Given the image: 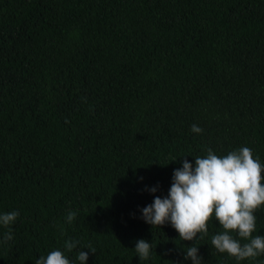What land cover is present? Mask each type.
<instances>
[{
    "label": "trees",
    "instance_id": "16d2710c",
    "mask_svg": "<svg viewBox=\"0 0 264 264\" xmlns=\"http://www.w3.org/2000/svg\"><path fill=\"white\" fill-rule=\"evenodd\" d=\"M242 146L264 163V0H0V213H20L0 264L54 249L72 264L78 251L85 264H192V245L202 264H264L217 252L215 218L181 241L141 216L183 160Z\"/></svg>",
    "mask_w": 264,
    "mask_h": 264
},
{
    "label": "clouds",
    "instance_id": "9594fccd",
    "mask_svg": "<svg viewBox=\"0 0 264 264\" xmlns=\"http://www.w3.org/2000/svg\"><path fill=\"white\" fill-rule=\"evenodd\" d=\"M191 131L200 134L203 129L193 124ZM149 191L155 193L157 188L152 187ZM262 208L264 163L254 156L253 150L242 146L217 155L208 148L206 155L194 158V165L183 160L182 167L173 170L167 196H154L152 203L141 209V216L152 227L160 228L170 223L181 241H194L198 236L203 239L208 235L209 223L215 218L222 231L211 236V246L236 261H244L264 255V235H254L257 231L256 213ZM19 215L16 210L0 213V226L7 229L0 244L13 239L11 229ZM76 215V212L69 211L66 222L71 224ZM78 245V240H66L64 249L71 252ZM84 248L95 253L91 245ZM134 250L140 260H148L153 245L139 239ZM87 258L88 252L78 251L80 264H85ZM189 258L192 264H202L197 245L187 247L185 259ZM34 264H72V261L64 250L54 249L46 256L41 255Z\"/></svg>",
    "mask_w": 264,
    "mask_h": 264
}]
</instances>
